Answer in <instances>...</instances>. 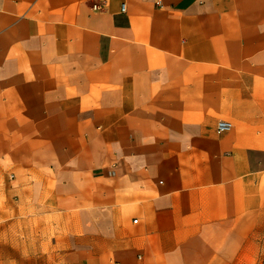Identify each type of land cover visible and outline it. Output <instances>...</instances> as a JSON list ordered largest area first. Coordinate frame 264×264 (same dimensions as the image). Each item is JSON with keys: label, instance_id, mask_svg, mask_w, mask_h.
<instances>
[{"label": "crops", "instance_id": "0c3cea01", "mask_svg": "<svg viewBox=\"0 0 264 264\" xmlns=\"http://www.w3.org/2000/svg\"><path fill=\"white\" fill-rule=\"evenodd\" d=\"M262 259L264 0H0V264Z\"/></svg>", "mask_w": 264, "mask_h": 264}, {"label": "built area", "instance_id": "2783aa9c", "mask_svg": "<svg viewBox=\"0 0 264 264\" xmlns=\"http://www.w3.org/2000/svg\"><path fill=\"white\" fill-rule=\"evenodd\" d=\"M122 11L124 12L125 11V7L122 6ZM231 127V124H229L228 122H224V121H220L218 122V125H217V132L218 133H221V132H224L228 129H230ZM137 220H134V222L136 223Z\"/></svg>", "mask_w": 264, "mask_h": 264}, {"label": "rangeland", "instance_id": "374dc122", "mask_svg": "<svg viewBox=\"0 0 264 264\" xmlns=\"http://www.w3.org/2000/svg\"><path fill=\"white\" fill-rule=\"evenodd\" d=\"M260 264H264V259L261 260V263Z\"/></svg>", "mask_w": 264, "mask_h": 264}]
</instances>
